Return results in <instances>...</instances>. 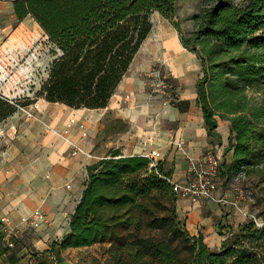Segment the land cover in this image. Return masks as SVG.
Here are the masks:
<instances>
[{
    "label": "trees",
    "instance_id": "1",
    "mask_svg": "<svg viewBox=\"0 0 264 264\" xmlns=\"http://www.w3.org/2000/svg\"><path fill=\"white\" fill-rule=\"evenodd\" d=\"M178 1L13 0L19 21L35 17L55 54L36 97L77 109L108 107L153 29L152 14L173 19ZM193 19L189 39L179 22L173 24L183 44L201 58L198 104L210 136L222 137L219 116L231 122L227 150L234 160L222 163L221 181L244 170L248 179L264 170V104L245 94L256 80L264 86V0H213ZM182 105L175 104L183 110ZM17 109L0 103V120ZM129 128L127 120L113 116L104 132ZM153 163L149 156L115 149L89 166L71 230L50 251L106 243L110 264H264V221L249 218L227 231L220 225L226 238L219 248L211 247L180 216L163 161Z\"/></svg>",
    "mask_w": 264,
    "mask_h": 264
},
{
    "label": "crops",
    "instance_id": "2",
    "mask_svg": "<svg viewBox=\"0 0 264 264\" xmlns=\"http://www.w3.org/2000/svg\"><path fill=\"white\" fill-rule=\"evenodd\" d=\"M9 2L12 4L13 0ZM3 15L0 8V51L12 46L35 45L39 37L47 35L32 15L22 21L14 10L8 19ZM161 60L166 61L165 68L173 76L183 110L175 105H164L152 96L147 73ZM44 64L50 65V61L45 60ZM201 76L202 63L183 44L179 29L172 23L168 27L153 22L151 33L108 107L77 109L40 97L25 105L26 110L18 108L4 115L0 120V129L5 130L4 136H0V216L8 214L19 222L22 216L42 209L49 222L39 228L25 224L16 238L15 248L0 247V264H29L37 251L47 253L43 264H55L50 250L56 240L71 230L72 216L89 179V166L115 149H120L124 155H145L160 150L162 156L158 161H163L166 172L177 181L187 179L189 161L184 152L172 144L174 138H183L192 155L212 151L221 156L222 162H232L234 152L227 150L231 122L219 118L218 132L222 137L210 136L198 104L197 82ZM0 103L4 108L10 107L8 100ZM28 110L32 111V117L28 116ZM110 112L127 120L130 128L122 133L107 134V139H103ZM70 124L71 132L65 134ZM74 143L81 147L77 155L73 154ZM237 189V186L227 190L220 187L219 193H226L230 198L227 204L214 199L178 197L179 214L190 232L203 233L211 247L219 248L226 238L221 234L220 225L225 226L224 231L230 226L237 227L261 208L252 201L240 200ZM4 228L0 222V238ZM83 248L86 247L62 249L61 253L65 256ZM59 254V264H72L67 258L62 261Z\"/></svg>",
    "mask_w": 264,
    "mask_h": 264
},
{
    "label": "built area",
    "instance_id": "3",
    "mask_svg": "<svg viewBox=\"0 0 264 264\" xmlns=\"http://www.w3.org/2000/svg\"><path fill=\"white\" fill-rule=\"evenodd\" d=\"M45 40L48 41L47 37ZM41 48L40 44L37 43L32 46H23L16 47V50L19 53L23 51H31L33 55L36 56L38 50ZM12 48H8L6 52H11ZM166 61L161 60L160 64L152 68L147 76L151 79V92L152 96L156 99H159L164 105H175L180 101V93L174 82L172 74L165 68ZM48 68L49 65H46ZM14 75L10 72H5L0 75V100H8L11 103L18 106L19 109H25L26 106L22 105L21 102L26 101L32 96V89L28 88H18L12 89V79ZM28 116L32 117L33 113L31 110H28ZM83 126V124H82ZM72 125L65 130V134L71 132ZM4 128L0 129V136H4ZM172 144L178 149L184 152L185 156L189 161L188 177L185 181H177L171 179L170 181L173 184V190L176 193L177 197H185L192 199H208V200H218L223 204L230 202L228 195H222L219 193L220 184H221V166L222 158L218 154L208 151L201 155H192L186 148V141L183 138L173 139ZM81 150V147L78 143H74L73 154L77 155ZM146 156L151 157L154 160V165L157 164L158 159L162 156L160 150H154L151 153L145 154ZM246 171H242L237 179H246ZM71 187V185H68ZM243 191L240 189L239 198H243ZM1 202V198H0ZM255 219L258 224L262 225L263 222L259 220L255 213L250 215V218ZM0 222L4 225V235L0 238V247L5 248H15L16 238L22 232V227L25 224H29L34 228H39L43 224L49 222L48 215L42 209L35 210L29 216H22L19 222H15L14 219L5 214L0 216ZM46 251H37L32 254L29 264H43V261L46 256ZM51 257L54 259L55 264H59L58 255L54 252H51Z\"/></svg>",
    "mask_w": 264,
    "mask_h": 264
},
{
    "label": "rangeland",
    "instance_id": "4",
    "mask_svg": "<svg viewBox=\"0 0 264 264\" xmlns=\"http://www.w3.org/2000/svg\"><path fill=\"white\" fill-rule=\"evenodd\" d=\"M10 0H2L0 3V8L3 11V18L8 19L10 13L14 10L13 3L9 2ZM213 0H179L177 4V12L173 19H165L164 16L155 11L152 14V21L158 25H165L170 27L173 21L180 23L183 34L186 38H190L194 27V15L199 13L205 6L211 3ZM2 18V20H3ZM47 39L49 36H45ZM39 43L41 48L38 50V53L35 55L31 51H23L19 53L16 50L17 46L9 47L12 48L11 52H6V49L0 51V75L5 72H10L14 75L12 79L11 88H28L32 89L31 103L36 102L38 94L43 82L46 80L47 75L49 74L48 68L44 64L45 60L51 62L55 54L52 51V45L50 41L45 40L44 37H39L35 44ZM1 47V46H0ZM23 47V46H18ZM29 47V46H28ZM201 62V58L197 53H195ZM212 92V90L210 91ZM245 94L254 102L264 104V86L260 81L256 80L252 86L246 88ZM40 98V97H39ZM211 100L213 101L214 96L211 94ZM23 103V102H22ZM214 103V102H213ZM109 119H111L114 114H109ZM223 121L226 120L223 117L219 116ZM107 120V121H108ZM103 139H107L108 135H102ZM102 146L101 148H104ZM223 163V162H222ZM236 186L243 191V198L240 200L252 201L257 205H260L261 208L259 211H256V215L261 222L264 221V170L262 168L256 169L254 174L249 175L248 179H237L231 181H221L220 187L224 190L229 188L236 189ZM222 195H226L223 193ZM238 196V195H237ZM239 197V196H238ZM252 218V217H251ZM108 244L98 243L93 246L83 248L82 250L73 251L65 256L62 255L60 251V258L64 261L66 258L69 259L72 264H110L109 263V254L107 252Z\"/></svg>",
    "mask_w": 264,
    "mask_h": 264
},
{
    "label": "bare ground",
    "instance_id": "5",
    "mask_svg": "<svg viewBox=\"0 0 264 264\" xmlns=\"http://www.w3.org/2000/svg\"><path fill=\"white\" fill-rule=\"evenodd\" d=\"M172 39H173V38H172ZM166 40H167V39H166ZM176 40H177V39H176ZM171 42H172V41H171ZM176 43H177V42H176ZM170 44H171V43H170ZM172 44H173V43H172ZM170 46H172V45H170ZM174 46H175V45H174ZM179 47H180V46H179ZM180 48H181V47H180ZM177 49H178V48H177ZM177 49H176V50H177ZM174 50H175V48H174ZM195 64H196V63H195Z\"/></svg>",
    "mask_w": 264,
    "mask_h": 264
}]
</instances>
